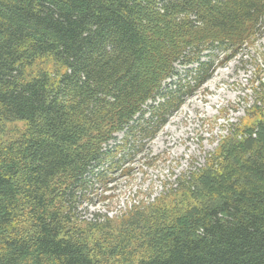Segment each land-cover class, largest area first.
I'll return each instance as SVG.
<instances>
[{"label": "trees", "instance_id": "trees-1", "mask_svg": "<svg viewBox=\"0 0 264 264\" xmlns=\"http://www.w3.org/2000/svg\"><path fill=\"white\" fill-rule=\"evenodd\" d=\"M263 25L264 0H0V264H264L263 110L152 202L73 212L115 135L175 107L176 64L202 85Z\"/></svg>", "mask_w": 264, "mask_h": 264}, {"label": "rangeland", "instance_id": "rangeland-1", "mask_svg": "<svg viewBox=\"0 0 264 264\" xmlns=\"http://www.w3.org/2000/svg\"><path fill=\"white\" fill-rule=\"evenodd\" d=\"M208 57L213 60L211 74L199 86L196 65L176 64L178 76L166 81L175 107L159 111L162 124L156 118L143 122L146 131H154L152 137L123 131L108 143L109 149L120 147L106 162H115L113 171L104 181L91 178L92 184L82 190L73 210L79 221L118 218L133 205L152 202L203 166L231 125L242 129L256 123L264 111V25L237 52L217 49Z\"/></svg>", "mask_w": 264, "mask_h": 264}]
</instances>
